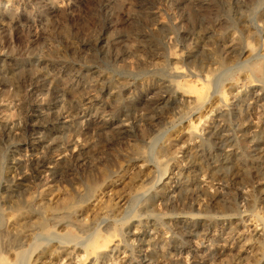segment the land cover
I'll return each mask as SVG.
<instances>
[{"label":"rangeland","instance_id":"rangeland-1","mask_svg":"<svg viewBox=\"0 0 264 264\" xmlns=\"http://www.w3.org/2000/svg\"><path fill=\"white\" fill-rule=\"evenodd\" d=\"M0 253L264 264V0H0Z\"/></svg>","mask_w":264,"mask_h":264},{"label":"bare ground","instance_id":"bare-ground-1","mask_svg":"<svg viewBox=\"0 0 264 264\" xmlns=\"http://www.w3.org/2000/svg\"><path fill=\"white\" fill-rule=\"evenodd\" d=\"M172 53H173V51H172ZM174 54V53H173ZM174 67H177L178 68V66L177 65H175ZM176 68V69H177ZM182 69V68H181ZM178 70H180V69H178ZM183 70V69H182ZM182 70H180V71H182ZM177 72V71H176ZM196 79V78H195ZM204 79V78H203ZM206 79V80H205ZM205 79H204V82L205 81H207V78L205 77ZM198 80V79H197ZM201 80H202V78H201ZM184 81V83H181V82H183ZM183 81H178L179 83H180V88L181 89H183L184 90V92L186 91L187 93H188V91H192V92H194V95L196 94V100H197V102H201V101H203L207 96H206V88L207 87H205V85H204V83H203V81L202 82H200V79L198 80V81H196L195 83H193V81L192 82H190V80H189V82L188 81H186V80H184L183 79ZM186 81V82H185ZM178 83V84H179ZM207 85V84H206ZM224 96V95H223ZM194 98V97H193ZM208 98V97H207ZM206 100V99H205ZM204 102V101H203ZM199 104V103H198ZM203 104V103H202ZM193 124V123H192ZM193 126V125H192ZM195 127H196V124H195ZM194 127V128H195ZM189 128H190V125H189ZM112 232V231H111ZM111 232H106L107 234L105 235V234H101L102 232L100 231V233H97L95 236H93L92 237V241H91V243H90V241L88 242L89 243V246H88V243H87V245H85V247L86 246H88V248L86 247V249H87V251L89 252L88 254H86V255H88L89 256V254H92V253H90V252H93L96 248H103V247H106V245H108V243H110L112 240H114V237L116 238V234L114 233H111ZM81 239V238H80ZM91 240V239H90ZM108 247V246H107ZM100 250V249H99ZM87 253V252H86ZM11 263V262H10ZM9 263V261L7 260V257L5 256V255H3V254H1L0 253V264H10ZM14 264V263H13Z\"/></svg>","mask_w":264,"mask_h":264}]
</instances>
